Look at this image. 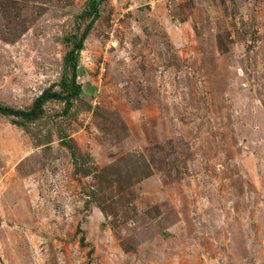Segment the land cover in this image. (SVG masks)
<instances>
[{"label":"rangeland","instance_id":"1","mask_svg":"<svg viewBox=\"0 0 264 264\" xmlns=\"http://www.w3.org/2000/svg\"><path fill=\"white\" fill-rule=\"evenodd\" d=\"M86 1L0 0V101L60 81ZM78 81L69 114H0V264H264V0H109ZM62 132L99 171L142 153L153 173L107 186V217Z\"/></svg>","mask_w":264,"mask_h":264},{"label":"trees","instance_id":"2","mask_svg":"<svg viewBox=\"0 0 264 264\" xmlns=\"http://www.w3.org/2000/svg\"><path fill=\"white\" fill-rule=\"evenodd\" d=\"M107 1L109 0H87L84 7L74 15L73 30L64 37L65 54L60 81L44 89L27 108H15L0 101L1 115L12 117L14 124L25 126L28 129L31 123L46 115L45 106L51 100L62 102L64 104L62 112L64 114L70 113L82 95V84L78 81V67L80 54L84 49V41L99 19L102 5ZM10 2L13 4L14 0H10ZM55 86H59V88L56 89ZM58 138L73 157L76 172L80 176H91L93 179L94 184L90 185L91 189L88 193L89 198L86 201V206L90 208L95 203L107 217L113 214L111 212L112 204L108 205L107 200H105L104 190L107 186H112L118 196L122 195L126 198L129 194L134 195V191L131 189L134 185L153 173L150 162L142 153L126 154L119 159L120 161L111 164L109 168L106 167L99 171L93 166H88V157H83L82 152L78 150L77 143L68 133L62 132ZM48 140H52L51 137ZM37 143L46 145V147L49 146L48 142H44L42 139H38ZM131 200L132 198L129 197L128 203ZM81 241L84 242V239Z\"/></svg>","mask_w":264,"mask_h":264},{"label":"built area","instance_id":"3","mask_svg":"<svg viewBox=\"0 0 264 264\" xmlns=\"http://www.w3.org/2000/svg\"><path fill=\"white\" fill-rule=\"evenodd\" d=\"M101 70H103V67L101 68Z\"/></svg>","mask_w":264,"mask_h":264}]
</instances>
